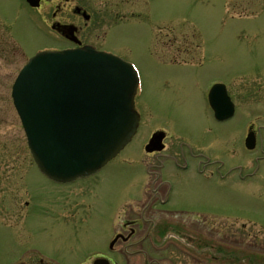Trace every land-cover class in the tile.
Returning <instances> with one entry per match:
<instances>
[{
    "label": "rangeland",
    "instance_id": "1",
    "mask_svg": "<svg viewBox=\"0 0 264 264\" xmlns=\"http://www.w3.org/2000/svg\"><path fill=\"white\" fill-rule=\"evenodd\" d=\"M74 1L91 19L69 8L61 14L55 1L32 7L26 0H0V264H11L19 250L32 244L70 264L65 251L80 258L82 251L114 235L119 215L137 217L147 197L144 183L153 179L145 174L151 155L142 147L149 131L161 126L204 141L205 179H192L196 193L205 192V215L191 216L205 217V224L198 223L205 227V238L235 245L241 259L264 264V231L242 224L264 221V215L206 213L221 208L264 212V193L244 195L243 183H237L241 172L229 167L255 163L264 170V0ZM60 19L79 25L78 33L88 42L133 62L142 78L139 104L145 103L131 142L93 175L68 183L53 181L37 168L11 96L30 56L70 44L56 25ZM213 82L224 83L233 95V119L213 118L206 100ZM249 122L259 129L257 144L263 145L251 152L244 145ZM183 196L192 200L196 194L189 189ZM54 215L69 218L54 222ZM208 258L214 259L205 253Z\"/></svg>",
    "mask_w": 264,
    "mask_h": 264
},
{
    "label": "water",
    "instance_id": "2",
    "mask_svg": "<svg viewBox=\"0 0 264 264\" xmlns=\"http://www.w3.org/2000/svg\"><path fill=\"white\" fill-rule=\"evenodd\" d=\"M137 82L129 62L90 46L33 55L18 73L11 94L39 169L52 179L68 181L114 157L138 125L133 106ZM209 98L216 116L231 114L220 85ZM162 137L156 133L148 149H160ZM254 144L249 140V147Z\"/></svg>",
    "mask_w": 264,
    "mask_h": 264
},
{
    "label": "flooded vegetation",
    "instance_id": "3",
    "mask_svg": "<svg viewBox=\"0 0 264 264\" xmlns=\"http://www.w3.org/2000/svg\"><path fill=\"white\" fill-rule=\"evenodd\" d=\"M49 1H55L56 10L58 9L61 14L65 9L69 8L75 15L83 19V10L87 11L79 2L74 0H40L41 4L42 2L47 4ZM57 14V12L54 13V17ZM56 25L63 33L59 32L62 37L70 43L62 47H75L80 44L97 46L80 36L77 31L80 27L79 25L77 27L73 21L63 19L56 21ZM69 26H74L72 32ZM170 59L173 61L177 60L176 58ZM176 66H179L178 63ZM201 95L202 108L205 111V89L201 90ZM136 107L140 113L141 123L145 115L143 114L145 113V103L141 105L137 101ZM234 107L236 113V103ZM234 117L235 115L221 121L216 120L215 117L214 119L217 122H226ZM162 130L165 135L162 139L163 147L161 149L148 152L143 148L144 152H146L145 155H151L145 163V174L153 176V179H148L144 183L145 186H143L142 191L146 193L147 197L146 201L141 203L142 207L139 208L140 212L137 217L135 215H119L117 221H113L114 235L100 246H92L82 251L83 254L80 258H76L77 252L69 251L67 253L65 251L66 258L71 260L70 264L256 263L253 261L254 259H241L242 253L235 245L227 246L224 245L225 243L216 245L213 241H219L206 239L205 227H198V223L205 224V217H200V219L191 216L205 215V192L203 195H198L196 193L197 187L192 179L193 176L205 179V146L203 139L196 138L187 131L173 132L161 126L149 131L145 137L144 147L154 132ZM256 131L258 129L252 125V122H249L245 129L244 138L249 133H254L257 136ZM259 145L263 146L262 143H259ZM256 149L257 147L248 150L251 152ZM219 164L221 165V163ZM229 167L232 168V171L238 169L241 172L237 183H243L240 186L244 195L256 194L257 192L264 193V170L259 175V170L255 163L229 165ZM250 183H254V189L250 188ZM203 185L205 186V184ZM248 188L249 192L247 193ZM189 189L196 194V197L192 200L183 196L185 191ZM164 206L167 207L165 208ZM233 209L221 208L219 212H216V209L213 211L206 210V213H214L216 215H264V212H247L238 208L237 213ZM68 218L67 215H54L51 217V221L62 222ZM254 223L257 222L249 219L242 224L247 226ZM259 229L264 231V228ZM205 253H209L214 259H205ZM67 263H69L67 260L57 254L47 252L38 244L24 247L11 258V264Z\"/></svg>",
    "mask_w": 264,
    "mask_h": 264
}]
</instances>
